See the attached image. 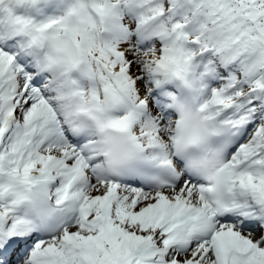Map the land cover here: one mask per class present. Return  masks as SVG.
Instances as JSON below:
<instances>
[{"label": "snow or ice", "instance_id": "6c2138e0", "mask_svg": "<svg viewBox=\"0 0 264 264\" xmlns=\"http://www.w3.org/2000/svg\"><path fill=\"white\" fill-rule=\"evenodd\" d=\"M0 264H264V0H0Z\"/></svg>", "mask_w": 264, "mask_h": 264}]
</instances>
